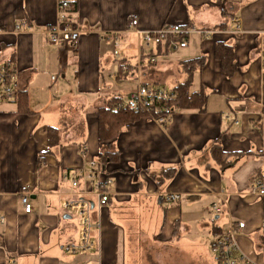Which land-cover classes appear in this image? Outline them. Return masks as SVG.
<instances>
[{
	"label": "crops",
	"instance_id": "1",
	"mask_svg": "<svg viewBox=\"0 0 264 264\" xmlns=\"http://www.w3.org/2000/svg\"><path fill=\"white\" fill-rule=\"evenodd\" d=\"M71 2L80 38L75 48L60 49L44 33L57 23L58 0H0V58L12 62L18 91L28 94L32 111L20 112L17 98L0 101V264H131L129 250L137 246L140 264H210L208 226L201 224L216 202L224 226H213L209 243L229 233L233 222H245L235 227L234 239L248 259L264 264L256 250L263 206L252 192V183L264 176V67L258 50L264 0ZM223 2L227 15L220 12ZM132 15L143 31L165 25L196 31L184 35L185 47L147 49L130 27ZM232 15L240 18L236 34ZM23 19L32 28L16 33ZM220 41L236 49L231 77L215 56ZM201 55L208 59L194 73L191 91L208 94L206 110L175 108L165 126L143 115L121 130L114 139L118 160L106 164L114 180L109 201L100 208L96 194L88 193L96 246L80 257L64 251L63 244L80 239L82 228L80 217L63 207L84 186L73 187L71 179L83 176L101 150L97 110L114 97L126 99L139 83L174 91L185 80L180 63ZM52 127L60 131L50 147ZM216 144L233 154L231 164L222 167L212 158ZM169 168L174 175L158 185L154 176ZM22 186L31 189L30 213L21 202ZM166 193L180 199L167 201ZM185 235L191 238L185 241Z\"/></svg>",
	"mask_w": 264,
	"mask_h": 264
},
{
	"label": "built area",
	"instance_id": "2",
	"mask_svg": "<svg viewBox=\"0 0 264 264\" xmlns=\"http://www.w3.org/2000/svg\"><path fill=\"white\" fill-rule=\"evenodd\" d=\"M58 20L57 23L49 28H46L44 33L49 38V41L59 46L60 49L66 47H76L79 38L80 30L77 24L72 20V2L71 0H58L57 5ZM228 7L226 2L220 6V12L227 15ZM230 21L237 24L236 33L241 32L240 18L236 15L230 16ZM130 27L141 36V46L147 49L153 48L156 45L170 47H185L187 40L184 35L196 31L195 29H184L180 25H165L160 29L143 31L138 28V17L131 16ZM30 23L23 19L17 22L14 26L16 33L28 32L31 30ZM2 30L0 29V32ZM203 35H208L211 31H201ZM258 50L262 65L264 67V32L261 33ZM122 51L116 44L114 55L119 57ZM155 62V58H151ZM118 70L116 69L110 77L117 79ZM19 91L17 87V75L11 61L0 58V101H7L17 98ZM178 93L158 86H149L139 83L131 90L126 99H122L116 105L117 109L128 108L135 112L153 117L161 125H167L170 117L173 114L175 107L173 102L177 100ZM72 186L81 188L78 197L67 199L63 207L67 210H76L77 215L81 219V235L80 239L70 240L63 244V249L70 254L88 253L94 250L96 241L94 239L95 223L92 218L93 201L88 197V193H94L98 197V207L102 208L110 199L112 194L111 188L114 183L113 177L108 174L106 164L99 163L97 159L88 161V168L84 171L83 176H74ZM252 192L256 194L262 202L263 206V224L262 237H264V176L256 179L252 183ZM31 189L28 186H22L20 190L21 202L27 213L33 211V205L30 201ZM164 198L167 201H178L180 195L177 193H166ZM212 211L220 212L222 206L219 203H213ZM5 218L0 215V223L3 224ZM237 228H244L245 222L232 223L231 231L221 235L213 242L212 248L215 254L217 264H256L248 259L239 249L233 232ZM13 263V259L10 260ZM114 264V263H104Z\"/></svg>",
	"mask_w": 264,
	"mask_h": 264
},
{
	"label": "trees",
	"instance_id": "3",
	"mask_svg": "<svg viewBox=\"0 0 264 264\" xmlns=\"http://www.w3.org/2000/svg\"><path fill=\"white\" fill-rule=\"evenodd\" d=\"M75 4V3H74ZM74 9L72 3V10ZM215 56L221 62V71L224 76L231 77L237 70L236 49L235 46L223 41L217 42L215 45ZM207 56L201 55L197 58L182 61L180 63V72L185 76V80L181 82L175 92L178 93V98L173 102L175 108L179 109H197L205 111L208 101V94L204 91H191V84L194 73L203 69L207 62ZM18 110L22 113H31L29 108V97L26 92H19L17 95ZM121 97H114L110 103L97 110L99 118V140L101 150L97 155V161L102 164L114 163L118 160L119 151L115 147L114 139L128 124L135 121L143 114L135 112L128 108L117 109L116 105L121 101ZM59 128H50L49 143L50 147L58 142L56 132ZM84 147L85 145L82 144ZM51 151V149H49ZM212 158L222 167L231 164L234 158L232 153L223 150L219 145H214L211 148ZM175 173V168L162 170L158 175H155L158 185H161L166 180L170 179ZM263 242V237L260 243Z\"/></svg>",
	"mask_w": 264,
	"mask_h": 264
},
{
	"label": "rangeland",
	"instance_id": "4",
	"mask_svg": "<svg viewBox=\"0 0 264 264\" xmlns=\"http://www.w3.org/2000/svg\"><path fill=\"white\" fill-rule=\"evenodd\" d=\"M169 86H164L163 88L165 89H168ZM169 90V89H168ZM66 211L70 212L71 214L74 213V214H77L76 210L74 211H71V210H67ZM217 215H219V218H217ZM79 217V216H78ZM77 217V219H79ZM223 214H218V213H215L214 211H211V212H208V214L205 216V218L202 220V224H201V227L203 228L204 224H207L208 226V229H206V236L205 237H209V239L207 240L206 244H205V248L208 247V252H207V259L209 260V262H211L210 264H217V261H216V258H215V254H214V251H213V248H212V245L213 243H209L210 240H213L215 238L214 236V233L212 232V228L213 226L217 225V226H220V224L222 225V228L224 226L223 224ZM96 228V226H95ZM94 228V229H95ZM202 230V229H201ZM212 232V233H211ZM224 234V233H223ZM220 235V234H219ZM186 238V239H185ZM188 238H191V236L189 235H185L183 236V239L186 241L188 240ZM204 238V237H203ZM204 241H205V238H204ZM212 242V241H211ZM138 247V246H137ZM137 247H134L132 250L130 249L129 250V257L130 259L132 260L131 264H140L141 261H140V251L139 249H137ZM132 248V245L131 247ZM259 248L261 250H259ZM138 251H137V250ZM256 250L259 254V256H261V258L264 259V237H263V242L262 243H258V245H256ZM92 252V251H91ZM78 256L80 257V253L78 254ZM146 264H151V263H148V261H146ZM155 264V263H154ZM165 264H175L174 262L173 263H170V262H166Z\"/></svg>",
	"mask_w": 264,
	"mask_h": 264
}]
</instances>
